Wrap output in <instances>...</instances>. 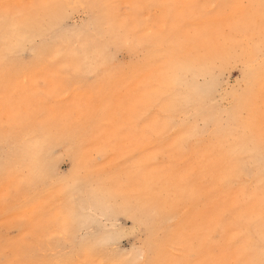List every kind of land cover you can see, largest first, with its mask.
Segmentation results:
<instances>
[{"label":"snow or ice","instance_id":"snow-or-ice-1","mask_svg":"<svg viewBox=\"0 0 264 264\" xmlns=\"http://www.w3.org/2000/svg\"><path fill=\"white\" fill-rule=\"evenodd\" d=\"M78 18L86 19L87 31L71 30ZM193 27L214 32L228 55L264 79V0H0V148L6 161L0 264H264V93L258 106L250 102L229 122L226 146L202 153L209 132L189 114L214 111L219 102L214 89L192 77L202 71L205 81L214 78L211 62L219 52L189 50L185 33ZM75 36L79 41L69 39ZM112 48L133 59L117 64ZM28 50L40 59L44 87L65 97L53 112L37 110L14 86L21 53ZM85 77L95 86L73 93ZM34 122L72 141L98 132L97 158L61 174L37 135L27 167L17 172L8 163L9 149ZM110 150L111 163H104L99 156ZM241 160L251 165L248 171L237 167ZM161 164L167 180L157 182L152 172ZM82 185L95 192L87 205L75 195ZM41 189L45 197L35 194ZM41 199L52 207L39 205ZM17 217L30 218L46 242L14 238L10 224ZM121 217L149 229L142 246L120 252L112 240L120 227L101 230ZM165 224L172 227L161 245ZM89 232L94 235L86 237Z\"/></svg>","mask_w":264,"mask_h":264},{"label":"rangeland","instance_id":"rangeland-1","mask_svg":"<svg viewBox=\"0 0 264 264\" xmlns=\"http://www.w3.org/2000/svg\"><path fill=\"white\" fill-rule=\"evenodd\" d=\"M201 0H181L178 3L182 4H191L198 3ZM237 3H247L249 0H234ZM159 3V2H157ZM178 4L172 3L170 1H165L164 4ZM87 22L85 18H78L77 20L71 21V30L75 32H80L81 30L87 31L86 27ZM85 28V29H84ZM193 40V33L197 37H202L204 39H209V33L205 32L200 28L193 27L190 31H187ZM67 35V33L63 34ZM78 38V37H77ZM69 37V39H77ZM218 43L224 42L220 37L217 36ZM59 44H64L66 48L69 47L67 43L60 37L58 41ZM72 48L75 47V44L71 45ZM115 48H112L109 56L111 59H114L117 64H128L133 58L124 50L114 51ZM40 66L39 57L34 54L31 50L24 51L21 53L19 59V67L21 69L18 78L15 81L14 86L19 89L20 93L26 101H30L37 110L41 108H46L49 112L55 111L58 107L65 104V97L59 95H53L49 92L48 89L44 87L45 80L42 76L39 75L38 69ZM63 66H59L56 70L59 71ZM246 65L242 61L229 62L225 65L219 75V82L217 86H214L215 96L218 104L214 105L215 110L209 109V123H207L206 128L208 129L209 136L206 138L208 146L211 150L219 148L220 150L227 145V135H226V122L233 120L236 115L240 112L245 111L250 103H229L230 95L235 93L240 94L244 91L245 80L244 72ZM95 86V81L93 77H85L79 86H73V93L81 91V94L88 92ZM4 87L3 80H0V93H2ZM258 106V103H256ZM86 120L89 119L87 115L84 117ZM112 119L116 121L120 128H123L124 121L116 116H113ZM201 125V122L198 123ZM32 131L21 135L18 141L11 146L9 149V160L10 163L17 172H22L27 167V162L30 159L34 151V142L39 135L41 137V151L44 153L50 165L59 169L61 174H71V172L78 168L81 161L87 159L93 161L97 158L96 152V140L99 135L98 132L90 134L87 139L80 141H72L69 137L63 133L54 131L51 127L41 128L39 122H34ZM219 135H216V133ZM123 140V137L121 138ZM27 148V158L20 163H16V152L18 149ZM121 145H117V148ZM128 155V153H125ZM113 152L110 150L99 156V159L104 163H111ZM17 161V160H16ZM5 152L3 148H0V175H3L5 168ZM129 163L135 164L134 161L130 160ZM161 164L159 167H163ZM245 181V178L242 177V182ZM89 188L88 185H82L79 191ZM92 189V188H91ZM237 191L243 192L241 187ZM39 197H45L46 191L41 189L35 193ZM235 195V193H234ZM82 195L77 196L78 203L82 204L81 199ZM38 204L41 206H46L51 208V204H46V201L41 199L38 200ZM190 207V205H189ZM119 226L121 231L112 238L113 243L117 246V250L120 252L131 251L133 248H138L143 245L144 239L146 238L144 233H141L137 225L133 227V222L127 218L121 217L117 225L112 223H106L101 229L106 232H114L116 227ZM2 227V225H0ZM99 227V225H98ZM166 231L162 233L160 230V238L162 234L164 236L165 243L168 242L170 236L169 229L172 225L165 224ZM10 228L15 234L14 238L17 239H35L38 242H46L42 233L37 234L35 231V226L32 224L31 219H23L22 217L15 218L14 223L10 224ZM86 237L89 235H94V233H86ZM37 259H47L48 257L39 254L36 257Z\"/></svg>","mask_w":264,"mask_h":264},{"label":"bare ground","instance_id":"bare-ground-1","mask_svg":"<svg viewBox=\"0 0 264 264\" xmlns=\"http://www.w3.org/2000/svg\"><path fill=\"white\" fill-rule=\"evenodd\" d=\"M166 0H154V2H159L163 3ZM172 3H178L181 0H167ZM103 2H109V0H103ZM192 2V0H191ZM88 25H86L85 28H87ZM84 28V29H85ZM78 37V38H77ZM186 39L189 41V50H195V49H212L215 51L219 52V55H216L213 61L211 62V71L215 73L214 78H209L207 81H205L203 77V72H199L198 74H194L192 77V80L195 83H198L200 85H203L207 83V86L211 89H214V86L218 85L219 82V75L222 69L225 67V65L229 62H235V61H242L236 58L235 56H230L226 52V44L225 42L218 43L217 41V35L214 32L209 33V39H204L202 37H197L195 33H193V40L191 39L190 35L188 32L185 33ZM73 38H77L76 40L79 41V36H75ZM57 40H60V37H57ZM102 43V42H101ZM76 46V45H75ZM118 49H114L116 52ZM243 62V61H242ZM246 65V64H245ZM244 80H245V88L244 91L240 94H233L230 95L229 97V103H259L260 97L262 93H264V79L261 78V75L259 71H252L249 69L246 65L245 72H244ZM215 94V93H214ZM210 109V108H209ZM209 109L206 111H201L197 112L196 109H193L191 113L189 114V118L193 120L194 123H199L201 122V125H199L200 128H206L207 123H209ZM229 124V122H226V127ZM195 151V150H194ZM200 151L207 156H211V154L215 152H219V148H215L213 150L210 149L208 146L207 141L201 146ZM16 163L23 162L27 158V148L24 147L22 149H18L16 152ZM238 168H240L242 171H248L251 167V165L246 162L241 160L238 165ZM73 172V171H72ZM71 172V174H72ZM152 176L155 178L157 182H164L167 180V176L165 175V166L163 167H158L157 169H154L152 172ZM76 197L82 195L83 198L81 199L83 205H87L89 201L94 197L95 192L89 187L85 188L82 191L77 190L75 192ZM192 205H190V208ZM138 212L143 216L144 210L143 209H138ZM137 225L138 230L141 233H144L146 238L144 239L143 244L149 239V229L144 226V224L140 223L139 221L135 223ZM165 225L161 228L162 233L166 231V227L164 228ZM164 236L162 234V237L159 239V243L161 245L165 244ZM84 241H82L83 243Z\"/></svg>","mask_w":264,"mask_h":264}]
</instances>
